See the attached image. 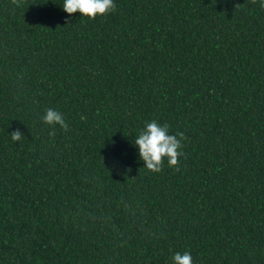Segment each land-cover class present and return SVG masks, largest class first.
<instances>
[{
    "label": "trees",
    "instance_id": "obj_1",
    "mask_svg": "<svg viewBox=\"0 0 264 264\" xmlns=\"http://www.w3.org/2000/svg\"><path fill=\"white\" fill-rule=\"evenodd\" d=\"M114 3L0 0V264H264L261 0ZM151 120L179 170L144 167Z\"/></svg>",
    "mask_w": 264,
    "mask_h": 264
},
{
    "label": "clouds",
    "instance_id": "obj_2",
    "mask_svg": "<svg viewBox=\"0 0 264 264\" xmlns=\"http://www.w3.org/2000/svg\"><path fill=\"white\" fill-rule=\"evenodd\" d=\"M252 3H256V0H252ZM260 6L264 8V0H261ZM62 7L68 14L79 12L82 16L95 19L97 15H105L114 11L116 5L114 0H63ZM238 7L239 4H236L235 8ZM41 119L45 124L53 126V131L49 133L50 136H55L54 126L56 125H59L65 132L69 130L64 115L53 108H47ZM169 127L167 123L161 124L156 120L146 121L134 140V144L139 149V157L149 171L160 172L165 158L169 166L177 167L179 170V158L184 155L181 149L185 134L182 131L170 134ZM10 134L13 141H20L24 136L19 128ZM172 261L173 264H193V258L188 251L176 252L172 256Z\"/></svg>",
    "mask_w": 264,
    "mask_h": 264
}]
</instances>
